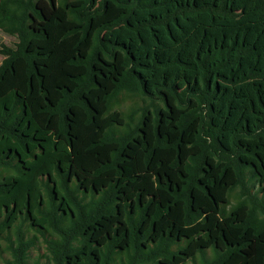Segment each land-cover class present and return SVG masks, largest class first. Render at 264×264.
<instances>
[{
    "label": "trees",
    "instance_id": "16d2710c",
    "mask_svg": "<svg viewBox=\"0 0 264 264\" xmlns=\"http://www.w3.org/2000/svg\"><path fill=\"white\" fill-rule=\"evenodd\" d=\"M0 31L4 264L24 221L50 264H264V0H0Z\"/></svg>",
    "mask_w": 264,
    "mask_h": 264
},
{
    "label": "rangeland",
    "instance_id": "374dc122",
    "mask_svg": "<svg viewBox=\"0 0 264 264\" xmlns=\"http://www.w3.org/2000/svg\"><path fill=\"white\" fill-rule=\"evenodd\" d=\"M15 43V39L9 35H6L2 31H0V49L1 46H13ZM3 56L0 54V62L2 61ZM119 104L114 106V109H120L123 111V115L128 116L132 111L137 110L144 104L140 102L138 99L130 98L128 96H123L118 101ZM246 179L250 175L249 171H245ZM254 192V189L252 190ZM243 193L237 189L233 193H231L229 202L230 206L227 207L229 209L231 206L235 205L244 195ZM88 199V198H87ZM19 226L17 228L22 232L23 238L26 239H35V245L30 250L28 261L30 264H50L48 262V252L46 250L45 238L49 239L54 237L49 232L44 236L39 232L31 228L27 222L18 223ZM14 230L11 231V237H13ZM1 249H0V264H4L6 260L10 259V255L6 249V242L4 240L1 241ZM206 258L210 259L212 256L211 251H207ZM124 258V256H122ZM186 264H201L200 258L196 257V259L192 262H188Z\"/></svg>",
    "mask_w": 264,
    "mask_h": 264
}]
</instances>
